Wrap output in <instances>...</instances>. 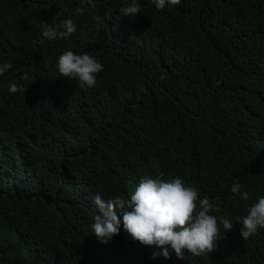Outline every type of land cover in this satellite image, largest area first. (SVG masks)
I'll use <instances>...</instances> for the list:
<instances>
[{
	"label": "trees",
	"instance_id": "1",
	"mask_svg": "<svg viewBox=\"0 0 264 264\" xmlns=\"http://www.w3.org/2000/svg\"><path fill=\"white\" fill-rule=\"evenodd\" d=\"M130 2L0 0V264H264V229L244 240L237 219L264 196V0L122 16ZM69 18L70 37L43 36ZM68 50L103 65L94 87L58 77ZM145 175L180 177L233 223L213 252L153 258L122 223L96 239L94 195L130 198Z\"/></svg>",
	"mask_w": 264,
	"mask_h": 264
},
{
	"label": "clouds",
	"instance_id": "2",
	"mask_svg": "<svg viewBox=\"0 0 264 264\" xmlns=\"http://www.w3.org/2000/svg\"><path fill=\"white\" fill-rule=\"evenodd\" d=\"M157 10H163L181 3V0H151ZM122 16H135L141 13V5L131 0L120 9ZM47 27L43 36L48 41L67 39L77 31L72 19H65L60 26ZM12 68L10 62L0 64V75ZM58 77L76 80L82 88L96 85L97 74L103 65L93 56L73 51H64L55 62ZM18 85H10L9 91H22ZM25 91V90H24ZM242 185L233 182L231 191L238 193ZM242 199L248 200L249 193H242ZM92 202L96 214L90 225L91 233L96 239L107 244L123 230L133 241L142 246L155 247L158 251L152 257L170 258L175 253L177 259H185V253L200 257L213 252L216 241L223 233L232 229L233 223L227 218H218L209 214L214 205L208 198L200 199L198 190L186 186L183 179L175 177L166 180L160 177H141L130 198L120 196L105 200L100 194L94 195ZM198 202V203H197ZM122 217V220L120 219ZM239 232L244 240L264 229V196L251 204L247 215L238 217Z\"/></svg>",
	"mask_w": 264,
	"mask_h": 264
}]
</instances>
